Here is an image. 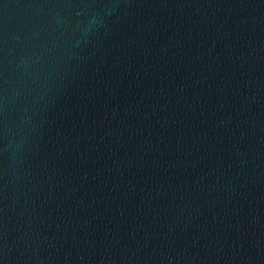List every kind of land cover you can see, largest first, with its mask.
<instances>
[{
  "label": "water",
  "instance_id": "95a60500",
  "mask_svg": "<svg viewBox=\"0 0 264 264\" xmlns=\"http://www.w3.org/2000/svg\"><path fill=\"white\" fill-rule=\"evenodd\" d=\"M0 264H264V0H0Z\"/></svg>",
  "mask_w": 264,
  "mask_h": 264
}]
</instances>
